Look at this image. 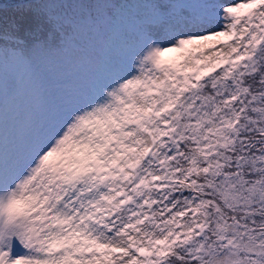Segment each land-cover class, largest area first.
Listing matches in <instances>:
<instances>
[{"label":"snow or ice","instance_id":"obj_1","mask_svg":"<svg viewBox=\"0 0 264 264\" xmlns=\"http://www.w3.org/2000/svg\"><path fill=\"white\" fill-rule=\"evenodd\" d=\"M0 264H264V0H0Z\"/></svg>","mask_w":264,"mask_h":264}]
</instances>
